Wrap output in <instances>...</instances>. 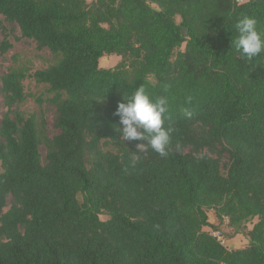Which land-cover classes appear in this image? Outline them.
I'll return each mask as SVG.
<instances>
[{
  "label": "trees",
  "instance_id": "16d2710c",
  "mask_svg": "<svg viewBox=\"0 0 264 264\" xmlns=\"http://www.w3.org/2000/svg\"><path fill=\"white\" fill-rule=\"evenodd\" d=\"M0 15L53 58L0 78V264H264V0H0ZM27 78L52 137L18 107ZM208 209L235 229L256 217L248 244H221Z\"/></svg>",
  "mask_w": 264,
  "mask_h": 264
},
{
  "label": "rangeland",
  "instance_id": "374dc122",
  "mask_svg": "<svg viewBox=\"0 0 264 264\" xmlns=\"http://www.w3.org/2000/svg\"><path fill=\"white\" fill-rule=\"evenodd\" d=\"M177 21H179L178 18ZM1 23L7 27V30L10 31L9 39L12 43V48L5 54H0V78L11 67H24L28 70V72L31 73L36 69L45 67L53 61L51 52L47 48L39 49L35 41L29 38L21 37L18 27L15 24H10L9 22L4 21L2 15H0V24ZM0 38H2L1 30ZM183 48L184 43L180 46L179 49L183 50ZM119 61L120 56L116 54L104 55L99 59V65L102 67H111ZM24 88L28 97L25 101L20 103L18 107L26 114H34L38 120L40 118H43L45 123V133L48 137L56 135L59 130L54 124L55 106L47 100L49 94L46 90V85L38 84L32 78H27L24 81ZM38 98L41 99V102L37 100ZM4 111L5 107L3 105L2 96L0 94V120ZM123 126L127 132H131L129 122H124ZM103 149L112 152L116 151L115 147L112 145H104ZM39 151L41 153L42 161L44 162L46 153V147L44 144H41L39 146ZM212 156L216 157L215 154H212ZM219 160L221 170L223 174H226L227 166L229 163L228 154H222ZM207 215L209 222L216 224L217 229L210 227H205L204 229L208 230L209 232H220L224 240V246L229 249L245 247L248 244V238L246 237L245 232L246 230L250 229L257 220V218L255 217L251 221L246 223L243 228L235 229L228 225L227 219H224L223 221L218 223L213 209H208ZM99 217L100 219L104 220L108 216L106 214H101Z\"/></svg>",
  "mask_w": 264,
  "mask_h": 264
},
{
  "label": "built area",
  "instance_id": "2783aa9c",
  "mask_svg": "<svg viewBox=\"0 0 264 264\" xmlns=\"http://www.w3.org/2000/svg\"><path fill=\"white\" fill-rule=\"evenodd\" d=\"M243 0H236V2H242ZM214 237H216V239L221 243V244H223L224 245V240H223V238H222V236H221V234H220V232H218V231H212V232H210Z\"/></svg>",
  "mask_w": 264,
  "mask_h": 264
},
{
  "label": "crops",
  "instance_id": "0c3cea01",
  "mask_svg": "<svg viewBox=\"0 0 264 264\" xmlns=\"http://www.w3.org/2000/svg\"><path fill=\"white\" fill-rule=\"evenodd\" d=\"M87 1H91V0H87Z\"/></svg>",
  "mask_w": 264,
  "mask_h": 264
}]
</instances>
